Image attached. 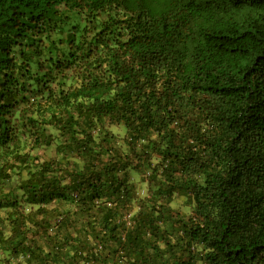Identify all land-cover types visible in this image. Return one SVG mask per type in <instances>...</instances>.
<instances>
[{
  "label": "trees",
  "instance_id": "1",
  "mask_svg": "<svg viewBox=\"0 0 264 264\" xmlns=\"http://www.w3.org/2000/svg\"><path fill=\"white\" fill-rule=\"evenodd\" d=\"M0 264H264V0H0Z\"/></svg>",
  "mask_w": 264,
  "mask_h": 264
}]
</instances>
